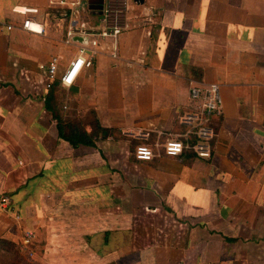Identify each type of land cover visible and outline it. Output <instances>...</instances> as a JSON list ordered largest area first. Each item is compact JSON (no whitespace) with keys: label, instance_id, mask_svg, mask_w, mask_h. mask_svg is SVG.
Wrapping results in <instances>:
<instances>
[{"label":"crops","instance_id":"1","mask_svg":"<svg viewBox=\"0 0 264 264\" xmlns=\"http://www.w3.org/2000/svg\"><path fill=\"white\" fill-rule=\"evenodd\" d=\"M122 2L116 56L100 39L91 67L47 90L40 66L59 56L60 74L78 53L71 9L93 27L99 12L0 0V238L32 232L44 264H264V0ZM211 83V155L136 160L137 145L157 152L185 132L190 87ZM90 112L115 135L75 146L59 134L91 132Z\"/></svg>","mask_w":264,"mask_h":264},{"label":"built area","instance_id":"2","mask_svg":"<svg viewBox=\"0 0 264 264\" xmlns=\"http://www.w3.org/2000/svg\"><path fill=\"white\" fill-rule=\"evenodd\" d=\"M102 13L99 15V26H87L86 23H77L78 10H72L70 19L66 28L65 42H73L75 36L86 37V42H79L77 55L69 61L66 68L58 74L59 56H51L50 59L40 69L44 72L45 88L50 90L55 81L61 86L69 87L76 80L83 68L92 66L93 59L98 54V45L100 39H112V56H116V40L126 25L122 23V14L124 11L122 0H103ZM80 5V1L71 3V6ZM66 16V15H65ZM148 21L151 19L146 18ZM33 24L30 20L22 22V28L33 30ZM11 29V26H7ZM41 32V30H40ZM190 100L195 103L191 111L185 112L179 118L180 124L185 127V132L177 138H167L161 144L154 143V146L160 151L155 152L153 147L147 144L137 145L134 149L136 160L149 161L158 156V152L167 156H177L184 151H191L200 158H208L212 152V140L215 136L213 127V117L221 113L222 99L220 95V86L218 83L207 85H192L189 91ZM182 137V138H181ZM192 137L194 140L192 141ZM136 139H148V133L137 132ZM178 147V150L176 146ZM10 198L7 194H0V206L6 207ZM34 235L28 231L22 238L19 246H32Z\"/></svg>","mask_w":264,"mask_h":264},{"label":"trees","instance_id":"3","mask_svg":"<svg viewBox=\"0 0 264 264\" xmlns=\"http://www.w3.org/2000/svg\"><path fill=\"white\" fill-rule=\"evenodd\" d=\"M54 86V85H53ZM92 114V117L94 119L95 115L93 112H90ZM92 123V131L91 132H86L84 130V127L78 123H70L66 125V133H63L62 127L59 125L58 130L59 134L66 139H68L71 144L73 145H94V138L96 139H101V138H106L108 136H113L114 131L108 128H103L99 125L97 122L96 118L91 121ZM13 242L6 240L4 238H0V247L2 248H13Z\"/></svg>","mask_w":264,"mask_h":264},{"label":"rangeland","instance_id":"4","mask_svg":"<svg viewBox=\"0 0 264 264\" xmlns=\"http://www.w3.org/2000/svg\"><path fill=\"white\" fill-rule=\"evenodd\" d=\"M12 246L0 247V264H44L39 258L37 246H19L14 242Z\"/></svg>","mask_w":264,"mask_h":264},{"label":"water","instance_id":"5","mask_svg":"<svg viewBox=\"0 0 264 264\" xmlns=\"http://www.w3.org/2000/svg\"><path fill=\"white\" fill-rule=\"evenodd\" d=\"M103 4H104L103 0H88V8L92 11L99 12V14L102 13ZM74 40L80 41V42H86L87 38L75 36Z\"/></svg>","mask_w":264,"mask_h":264},{"label":"clouds","instance_id":"6","mask_svg":"<svg viewBox=\"0 0 264 264\" xmlns=\"http://www.w3.org/2000/svg\"><path fill=\"white\" fill-rule=\"evenodd\" d=\"M178 147H179V146L177 145V146H176L177 150H178Z\"/></svg>","mask_w":264,"mask_h":264}]
</instances>
